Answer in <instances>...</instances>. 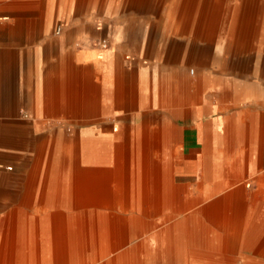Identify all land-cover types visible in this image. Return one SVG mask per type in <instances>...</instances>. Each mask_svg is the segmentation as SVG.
I'll list each match as a JSON object with an SVG mask.
<instances>
[{
	"label": "bare ground",
	"instance_id": "6f19581e",
	"mask_svg": "<svg viewBox=\"0 0 264 264\" xmlns=\"http://www.w3.org/2000/svg\"><path fill=\"white\" fill-rule=\"evenodd\" d=\"M34 1L39 19L7 27L11 40L24 30L44 39L41 102L25 113L15 88L35 48H0V264H264V174L220 157L203 107L207 92L264 91H239L235 72L220 71L252 52L264 79V47H249L251 35L264 43V0ZM254 9L257 25L240 22ZM74 12L79 35L61 37ZM77 41L88 51L76 53ZM198 105L201 181L176 183V125Z\"/></svg>",
	"mask_w": 264,
	"mask_h": 264
},
{
	"label": "rangeland",
	"instance_id": "374dc122",
	"mask_svg": "<svg viewBox=\"0 0 264 264\" xmlns=\"http://www.w3.org/2000/svg\"><path fill=\"white\" fill-rule=\"evenodd\" d=\"M64 5H69L66 1H64ZM38 5V2H35L34 0H0V26L5 27V29H1L0 32V48L6 47L8 44H14V46H20L23 48H35V52L32 54L33 56L43 52V36L40 34L33 35L30 31H23L22 35L16 38V40H11L7 36V27L10 24H13L15 22L21 23L23 26H27L30 24L33 20L39 19V8L34 9L33 6ZM62 4V3H60ZM71 5V4H70ZM259 8V6H257ZM258 9H254V12L256 13H250V14H242L239 15L240 22H247L253 25H257L258 23V17L262 16L261 13L258 15ZM260 11V10H259ZM44 12V11H42ZM73 14L76 15L74 17L73 21L69 22L66 26H63L59 24L57 26V31L61 32V37H63V34L68 32L70 28L74 30L76 37L79 35L80 30L79 26L81 25V20L79 18V12H74ZM8 19H4V18ZM193 24L189 28L188 33V39H192L197 29V23L196 18H193ZM259 25V24H258ZM24 29V27H23ZM218 26H213L209 29V32L212 33V35L208 36V42L203 41L204 49L207 50H214L217 48V41L216 38L218 37L215 32L219 31ZM260 30L255 28L254 31ZM204 35V34H203ZM254 36V38H253ZM249 47L256 48V47H264V43L261 44L260 39H262L259 35L256 37L255 35H251ZM264 38V37H263ZM228 40L232 41V36H228ZM57 48L60 50V54L62 55L64 52H66L69 49V45L66 41L59 42V45ZM75 52H87L88 50L83 46V44L78 43V41L75 44ZM28 49V48H27ZM1 51V49H0ZM248 55V56H247ZM22 61H21V79L18 80L16 83L15 88V95H16V101H19L21 104V109L24 110L31 101L41 102L40 96L43 94V91L41 92L38 90V87H40L41 83L39 80H41L40 77L43 78V72H44V64L46 63L45 59H35L33 58L31 62L29 63L27 58V54L23 53L21 55ZM224 57L226 59L230 58L229 54H224ZM240 57V58H239ZM13 58L12 53H9V61H11ZM251 58V59H250ZM56 59V58H55ZM54 58H52L50 61H57ZM241 59V60H240ZM61 60V59H60ZM233 62L229 65V68L227 65H224L220 68L221 73L225 71L232 70L234 74H236L235 83L237 84V87L239 88V91H242V86H249L248 89H256V87H264V79L259 76L258 72H256V61H257V55L250 52V54H234L232 56ZM239 60V61H238ZM237 62V63H236ZM240 62V63H239ZM220 65L217 63H209V68L216 70ZM29 73V74H28ZM38 78V79H37ZM34 80V84H32V81ZM38 80V81H37ZM29 81V82H28ZM35 87L36 89H31ZM255 87V88H254ZM210 94L209 96H207ZM215 93H206L204 96L206 97V101H214L215 96L213 95ZM235 95V94H234ZM231 95V96H234ZM35 96V97H32ZM223 97L220 99V106L223 108L221 110V113L223 116L229 112L228 107L230 106L229 102L232 103H239L241 99L239 98H226L225 95H222ZM229 96V95H228ZM19 98V100L17 99ZM245 101L240 102L243 104ZM251 110L252 113H254L255 109L258 106L257 101L251 100ZM160 108H153V111H158ZM124 112L126 115H130L132 110L125 108ZM212 117H215V111L212 112ZM195 124V130L191 131L189 128ZM217 125L213 126L212 130L215 131V136L217 133ZM177 134L175 136V139L173 140V149L177 150L176 158H175V182L176 183H182V184H198L201 181L202 176V166H203V154H202V142H203V135H202V107L198 105L195 110V118H193L189 123H185L183 121H178L176 125ZM192 139H195V142H192ZM261 142V140H260ZM183 145V146H182ZM256 160H260V155H254L252 156ZM249 158V156H248ZM11 164V162H7ZM255 170H260V161L254 164ZM194 167V168H193ZM264 172V170H263ZM251 191H255L256 188L253 187L250 189ZM253 247H256V243H254ZM254 252V253H253ZM242 256L246 255H256L257 253L254 251L252 252H242L240 253ZM244 260H239V264L242 263ZM258 260L255 259L254 262H257Z\"/></svg>",
	"mask_w": 264,
	"mask_h": 264
},
{
	"label": "crops",
	"instance_id": "0c3cea01",
	"mask_svg": "<svg viewBox=\"0 0 264 264\" xmlns=\"http://www.w3.org/2000/svg\"><path fill=\"white\" fill-rule=\"evenodd\" d=\"M17 46V45H16ZM44 59L45 54L41 52L35 56L32 55V59ZM41 80L40 87L38 90L41 92L44 84V80ZM38 79V78H37ZM38 81V80H37ZM29 82V81H28ZM34 80L32 84H34ZM36 89L32 86L31 88ZM208 94L207 96H209ZM214 101L207 102L203 97V107L206 106L211 112L215 111V117L210 116L212 120L211 129L217 125V133L215 136L216 149L223 160H237L247 163H257L260 161V170L247 171L249 177H254L259 174H264V91L257 92H240L234 96L225 95L228 98H239L241 101H245L240 106L239 103H230L228 107L229 112L224 116L221 113L223 109L220 104V99L223 97L222 94L215 93ZM35 97V96H32ZM251 100L257 101L258 106L254 113H252ZM213 115V113H211ZM204 118L202 117V135L204 144ZM191 131L195 130V124L190 128ZM261 140V142H260ZM195 142V139H192ZM183 146V145H182ZM260 155V160L254 159L252 156ZM249 156V158H248ZM194 168V167H193ZM194 185V184H193Z\"/></svg>",
	"mask_w": 264,
	"mask_h": 264
}]
</instances>
